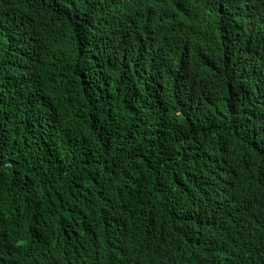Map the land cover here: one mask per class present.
Masks as SVG:
<instances>
[{
  "label": "trees",
  "instance_id": "obj_1",
  "mask_svg": "<svg viewBox=\"0 0 264 264\" xmlns=\"http://www.w3.org/2000/svg\"><path fill=\"white\" fill-rule=\"evenodd\" d=\"M212 1L0 0V264H264V0Z\"/></svg>",
  "mask_w": 264,
  "mask_h": 264
},
{
  "label": "clouds",
  "instance_id": "obj_2",
  "mask_svg": "<svg viewBox=\"0 0 264 264\" xmlns=\"http://www.w3.org/2000/svg\"><path fill=\"white\" fill-rule=\"evenodd\" d=\"M218 4L219 3L212 0H158L155 16L160 15L161 12L167 13L169 11H174L176 18L183 19L192 14H196L197 11ZM236 232L240 239L247 243L248 249L254 248L256 244L264 242V226L262 223L257 225L249 224L244 229H238ZM75 252L76 262L74 264H122L119 255L115 254L113 251H106L101 258L99 248L97 247L86 250L76 248ZM58 257L61 264H70L65 259V254L59 255ZM154 257L157 256L150 252L146 254V257L142 256V259L154 261Z\"/></svg>",
  "mask_w": 264,
  "mask_h": 264
}]
</instances>
